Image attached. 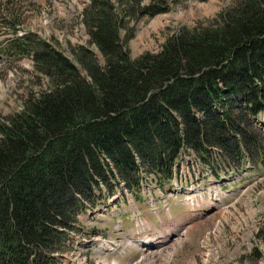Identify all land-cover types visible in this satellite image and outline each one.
<instances>
[{"label": "trees", "instance_id": "16d2710c", "mask_svg": "<svg viewBox=\"0 0 264 264\" xmlns=\"http://www.w3.org/2000/svg\"><path fill=\"white\" fill-rule=\"evenodd\" d=\"M175 3L88 0L95 51L70 47L75 63L32 33L5 41L48 86L0 120V264H62L81 214L149 178L164 189L186 157L217 179L264 169V0H235L132 58L136 24Z\"/></svg>", "mask_w": 264, "mask_h": 264}, {"label": "rangeland", "instance_id": "374dc122", "mask_svg": "<svg viewBox=\"0 0 264 264\" xmlns=\"http://www.w3.org/2000/svg\"><path fill=\"white\" fill-rule=\"evenodd\" d=\"M234 1L176 0L169 12L136 24L128 41L130 56L157 52L179 28L206 24ZM86 4L87 0H0V120L19 111L27 94L48 86L32 58L5 52V41L13 31L16 38L32 33L75 63L70 47L95 51L82 22ZM258 120L264 132V114ZM179 166L178 179L162 193L168 199L165 207L155 183H150L151 193L148 189L135 198L127 193L115 203L113 198L107 206L81 214V233L73 235L62 264H264V169L249 172L247 166L230 175L233 179L225 177V184H216L211 172L192 157ZM136 224H148L151 233L137 235ZM131 239L151 246L139 247Z\"/></svg>", "mask_w": 264, "mask_h": 264}, {"label": "bare ground", "instance_id": "6f19581e", "mask_svg": "<svg viewBox=\"0 0 264 264\" xmlns=\"http://www.w3.org/2000/svg\"><path fill=\"white\" fill-rule=\"evenodd\" d=\"M143 244V243H142Z\"/></svg>", "mask_w": 264, "mask_h": 264}]
</instances>
